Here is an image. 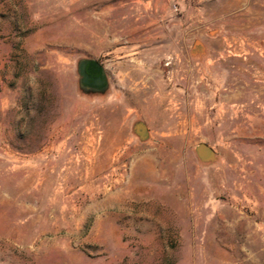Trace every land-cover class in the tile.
<instances>
[{
	"label": "rangeland",
	"instance_id": "374dc122",
	"mask_svg": "<svg viewBox=\"0 0 264 264\" xmlns=\"http://www.w3.org/2000/svg\"><path fill=\"white\" fill-rule=\"evenodd\" d=\"M260 117L264 0H0V264H264Z\"/></svg>",
	"mask_w": 264,
	"mask_h": 264
},
{
	"label": "water",
	"instance_id": "95a60500",
	"mask_svg": "<svg viewBox=\"0 0 264 264\" xmlns=\"http://www.w3.org/2000/svg\"><path fill=\"white\" fill-rule=\"evenodd\" d=\"M205 50L204 44L197 40L194 44L195 53L200 51L204 54ZM77 73L79 90L82 94L87 96H104L107 94L110 88V80L106 68L98 60L81 58L77 62ZM133 130L141 141H147L150 138L149 127L144 121L137 122ZM195 153L203 164L215 163L218 160L217 152L207 143L198 144Z\"/></svg>",
	"mask_w": 264,
	"mask_h": 264
},
{
	"label": "crops",
	"instance_id": "0c3cea01",
	"mask_svg": "<svg viewBox=\"0 0 264 264\" xmlns=\"http://www.w3.org/2000/svg\"><path fill=\"white\" fill-rule=\"evenodd\" d=\"M164 31H163V34H161L160 32H154V33H152V32H149V35L147 36V48L148 49H146V52H149V54L151 53V51H154V48H155V45L156 44H158L157 42V40L158 39H160L162 42H163V48H165V46L167 45V43L169 42V40H170V38H169V35H167L166 34V30H165V28H162ZM157 31V30H156ZM196 42V41H195ZM195 44V43H194ZM204 46H207V44L205 45L204 44ZM159 47H161V46H159ZM205 49H206V47H205ZM193 51H194V46H193ZM195 55V54H194ZM194 57H199L197 54L194 56ZM232 96V95H231ZM230 96L229 95H227V102H229L230 101V98H229ZM241 98L242 99H244L245 98V95H244V93L243 92H241L239 89H238V92H236V97L234 98V96L231 98V99H237L238 100V106H240V108H241V106L242 107H244L245 108V106H246V103H244L243 101V103L240 101L241 100ZM163 99V98H162ZM164 100V99H163ZM240 101V102H239ZM154 107H158V106H154ZM155 111H160L158 108H157V110H155ZM163 116H164V113H163ZM259 120L258 121H261L259 124H258V126L260 127L259 129H260V131L262 132V133H264V117L263 118H258ZM243 135H245V132H243ZM208 141H210V140H206V142H208Z\"/></svg>",
	"mask_w": 264,
	"mask_h": 264
},
{
	"label": "flooded vegetation",
	"instance_id": "af4514ba",
	"mask_svg": "<svg viewBox=\"0 0 264 264\" xmlns=\"http://www.w3.org/2000/svg\"><path fill=\"white\" fill-rule=\"evenodd\" d=\"M196 51V50H195ZM194 51V52H195ZM200 52V51H199ZM244 59H246V60H248V59H250V57H248V56H246ZM102 65H103V62L102 61H99ZM104 66V65H103ZM253 67V66H252ZM110 80H111V78H109ZM139 122V121H138ZM137 123V122H136ZM134 127V126H133ZM149 130H150V128H149ZM138 136V135H137Z\"/></svg>",
	"mask_w": 264,
	"mask_h": 264
},
{
	"label": "bare ground",
	"instance_id": "6f19581e",
	"mask_svg": "<svg viewBox=\"0 0 264 264\" xmlns=\"http://www.w3.org/2000/svg\"><path fill=\"white\" fill-rule=\"evenodd\" d=\"M159 98V97H158ZM162 99V98H161ZM163 100V99H162ZM153 104V103H152Z\"/></svg>",
	"mask_w": 264,
	"mask_h": 264
},
{
	"label": "built area",
	"instance_id": "2783aa9c",
	"mask_svg": "<svg viewBox=\"0 0 264 264\" xmlns=\"http://www.w3.org/2000/svg\"><path fill=\"white\" fill-rule=\"evenodd\" d=\"M176 11H177V8H176Z\"/></svg>",
	"mask_w": 264,
	"mask_h": 264
}]
</instances>
